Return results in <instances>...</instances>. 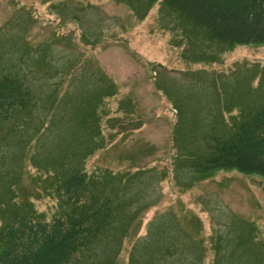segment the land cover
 Returning <instances> with one entry per match:
<instances>
[{
    "label": "rangeland",
    "instance_id": "rangeland-1",
    "mask_svg": "<svg viewBox=\"0 0 264 264\" xmlns=\"http://www.w3.org/2000/svg\"><path fill=\"white\" fill-rule=\"evenodd\" d=\"M195 31L137 0H0V79L26 81L35 102L0 122L7 197L52 219L55 183L33 176L67 162L117 178L146 169L119 193L128 211L116 209L113 233L83 264L115 251L113 264H264L263 180L218 172L194 181L186 167L262 106L264 47L224 51Z\"/></svg>",
    "mask_w": 264,
    "mask_h": 264
},
{
    "label": "trees",
    "instance_id": "trees-1",
    "mask_svg": "<svg viewBox=\"0 0 264 264\" xmlns=\"http://www.w3.org/2000/svg\"><path fill=\"white\" fill-rule=\"evenodd\" d=\"M137 1L151 7L162 4L196 29L209 44L224 51L236 47H264V0ZM34 104V92L26 81L11 77L0 79V122L13 121ZM190 163L186 167L196 178L194 181H199L200 176L209 178L218 172H233L264 182V102L230 137L210 139L202 158ZM69 164L61 165L47 179L32 178L37 182L46 181L42 183L44 187L48 181L55 183L54 192L61 210L52 219L24 214L14 204L11 190L7 197L8 191L0 185V206L5 212L0 215V264H83L87 257L93 258L92 251L102 235L113 233V220L118 211L122 216L129 209V199L119 193L132 188L146 173V169L139 166L140 174L136 178L135 173L127 169L120 171L118 178L111 170L91 175L86 169L71 168ZM36 170L41 171V168L37 166ZM62 171L67 173L65 177H60ZM14 174L22 176L18 172ZM122 178L129 181L127 189H122ZM33 207L29 202L27 208ZM114 245L112 242L111 246ZM116 255L115 251L114 257L107 258L109 260L95 261L113 264Z\"/></svg>",
    "mask_w": 264,
    "mask_h": 264
}]
</instances>
